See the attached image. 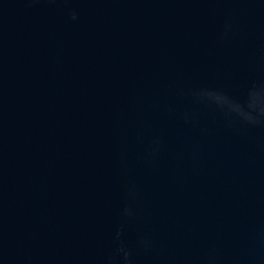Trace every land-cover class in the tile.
Masks as SVG:
<instances>
[{
    "label": "water",
    "instance_id": "1",
    "mask_svg": "<svg viewBox=\"0 0 264 264\" xmlns=\"http://www.w3.org/2000/svg\"><path fill=\"white\" fill-rule=\"evenodd\" d=\"M0 264H264V0H0Z\"/></svg>",
    "mask_w": 264,
    "mask_h": 264
}]
</instances>
